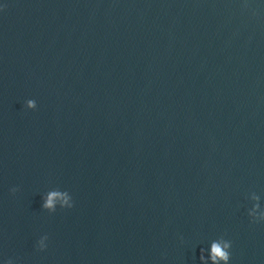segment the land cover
<instances>
[{
    "label": "water",
    "instance_id": "95a60500",
    "mask_svg": "<svg viewBox=\"0 0 264 264\" xmlns=\"http://www.w3.org/2000/svg\"><path fill=\"white\" fill-rule=\"evenodd\" d=\"M257 196L264 0H0V264H264Z\"/></svg>",
    "mask_w": 264,
    "mask_h": 264
},
{
    "label": "clouds",
    "instance_id": "9594fccd",
    "mask_svg": "<svg viewBox=\"0 0 264 264\" xmlns=\"http://www.w3.org/2000/svg\"><path fill=\"white\" fill-rule=\"evenodd\" d=\"M27 108L35 110L37 108V103L35 100H28ZM13 192L17 189H12ZM49 196L47 202L43 204V208L49 212L54 213L57 207L60 208H72L74 207V202L71 195L67 191L62 190H51L49 191ZM255 203L253 207L249 210V216L253 223L264 222V209H261V204L259 202V197H255L253 200ZM48 238L47 236L45 237ZM231 248L232 242L226 240L223 237L211 242L210 251L207 255L204 250H201L200 260L202 264H230L231 261ZM45 250V249H43Z\"/></svg>",
    "mask_w": 264,
    "mask_h": 264
}]
</instances>
